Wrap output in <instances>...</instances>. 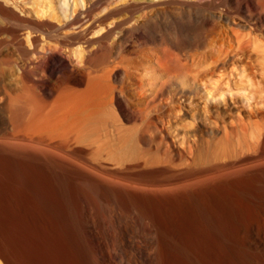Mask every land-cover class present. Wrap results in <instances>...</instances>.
<instances>
[{"label":"bare ground","instance_id":"6f19581e","mask_svg":"<svg viewBox=\"0 0 264 264\" xmlns=\"http://www.w3.org/2000/svg\"><path fill=\"white\" fill-rule=\"evenodd\" d=\"M73 2L71 15H64L54 0H0L4 18V23H0V200L7 202L11 211L8 214L12 213L7 214V219L2 215L7 221L5 225L0 222V230L8 225L5 236L10 241L8 244L4 237L9 247L0 244V262L72 264L77 259L85 261L82 254L71 253L70 242L75 250V240L70 241L71 231L69 235L65 230L61 232L65 225L55 217L59 209L53 212L55 209L48 204L50 198L42 202L44 197L40 195L49 186L93 188L95 192L105 186L113 197L123 199L127 209L142 219L148 236L146 249L141 250L139 258L127 257V264H162L161 226L149 209H137L138 200L154 201L158 216H164L162 208H166L184 219H195L193 228L201 233L202 221L208 218L205 215L208 211L203 213L204 219L200 212L203 202H208L203 201L209 193L207 187L212 191L216 188L213 183L204 187L206 182L214 181L220 173L246 170L254 171L255 181L264 187V0H163L171 8L179 4L203 9L193 18L198 26L194 36L187 43L175 41L184 50V56L170 52L173 67L165 74L182 73L183 81L179 89L168 92V97L180 94L187 105L201 110L206 122L218 116L212 119L224 131L219 134L218 143L209 145L205 152L195 150L190 141L186 144L180 140L179 145L187 149V154L168 140H155L154 146L141 142L140 130L153 131L155 127L164 132L170 127L164 119L151 120L168 83L166 77L152 73L151 54L137 62L132 73L143 83L138 95L141 112L146 116L145 124L139 127L123 123L111 106L112 82L106 79L108 67L103 64L108 49L100 41L104 35L92 32L102 22L106 24L102 33L111 31L112 24L116 23L113 15L125 9L133 13L137 4L132 0ZM190 25L187 21L182 26L189 28ZM174 33L172 27V37ZM183 59L193 60L195 66ZM8 70H11L9 74ZM212 102L216 108H211ZM222 109L231 114V121H227ZM85 193L84 197L89 196ZM7 204L4 202V207ZM17 209L21 212L19 218L14 215ZM208 214L211 235L208 233L216 248V209L212 207ZM62 215L58 212L57 216ZM161 217L158 218L161 220ZM0 235L1 238V231ZM27 238L37 246L35 250L41 249L45 254L30 252V247L35 246L30 244L28 248ZM77 243L81 242L77 240ZM73 255L77 259H72ZM118 255L121 257V253ZM227 256L232 258L230 253Z\"/></svg>","mask_w":264,"mask_h":264},{"label":"rangeland","instance_id":"374dc122","mask_svg":"<svg viewBox=\"0 0 264 264\" xmlns=\"http://www.w3.org/2000/svg\"><path fill=\"white\" fill-rule=\"evenodd\" d=\"M103 1L104 0H101L102 3ZM132 1L137 4L134 6L135 10L133 13L125 9L122 12L114 14L113 17L116 23L112 24L113 27L111 26V31L102 33L106 30V24L102 22L104 25L101 24L92 32L95 35H104L100 38V41L104 43L103 48L105 47V50L108 49L106 53V55H108L103 64L105 68L106 65L108 67L106 68V79L112 82H110L112 84L110 97L113 95L111 97V106L116 110L117 117L123 121V123L139 127L145 124L146 116L141 112L138 95V89L142 88L143 83L132 73L136 68V63L145 60L146 54H151V61L153 63L151 67L152 73L157 77H166L168 80L164 91L165 96L161 101H157L159 105L157 109H154L151 120L153 122H161V119H164V123L168 124V126L170 125V127L165 128L164 132H161L155 127H152L153 131L147 129L140 130L142 144L154 146L155 140H168L170 143L176 144L184 154H187V149H184L179 143H181L180 140L184 141L186 144L190 141L195 150L200 149L205 152V149L210 146H215L216 143H218L219 134L221 135L224 132L223 126L216 124L212 119L218 116L214 115L206 122L201 116V110L193 109L187 105L185 99H183L180 94L174 95V98L168 97V92L170 90L179 89L181 87L180 84L183 78L182 73L179 72L165 74L168 68L173 67V60L170 56L171 51L178 52L184 56V50H182V48L178 46V42L175 41L180 39V41L184 40L185 43H187L186 41L194 36V32H196L198 26L196 23H193L195 22L193 18L198 12H202L203 9L195 5L180 6L179 4L176 5L175 8H171L167 3L163 2V0ZM54 3L57 4V9L62 14L66 15L65 13H69L71 15L74 8L73 0H54ZM216 12L219 14L218 10ZM183 13H187V16H184ZM134 19L136 21H134ZM1 21L4 23V18L0 13V23H2ZM187 21L191 22V27L188 28L186 26V28H184L182 25ZM172 27L175 32L173 36L175 37H172L171 34ZM95 43L96 45L99 44L98 41H94V44ZM108 46L109 48H107ZM109 50L110 52L108 53ZM184 62L189 63L191 66H195V62L191 59L188 61L186 59ZM10 71L8 70L7 74H9ZM215 104V102H212V109L215 107ZM222 112L225 114L227 121H231V114L225 109H222ZM246 112H248V110L244 111V115H246ZM170 122L172 124H170ZM232 126L233 124L230 123V127ZM149 133H151V135ZM215 139L217 140L214 141ZM208 141L209 143H207ZM176 159L180 160V155H177ZM253 175H256L254 171L249 172L246 170L220 173L218 177L214 179L215 183L212 180L204 184V187L205 185L207 187L208 183L216 185V188H214L215 191L213 190L214 192L207 187V190H209L207 191L209 192L207 193L208 196L206 195L208 199H206L205 196L203 200L210 201L212 204L202 201L203 207L200 209L202 214L208 211L205 214L208 218H210L208 213L211 211L212 207L216 209L218 241L216 243V248L213 246L211 241L212 238H210V219L206 218L204 214L202 218L205 217L206 219L203 218L202 230L201 233H199L193 228L195 224L193 225L192 222L195 223V219L194 221L190 219L191 217L184 219L177 213L173 214L168 209L162 208V213L165 216L164 219V216H162V218L160 214L158 216L155 212L158 209L156 206L157 204L150 198H141V200H138V205L136 204L138 207L137 209L140 210L143 208L146 211L149 209L148 212L151 214L153 213L151 216L153 218L155 217L154 219L161 226V245L163 244L162 255L164 257L162 259V264H264V187L255 181ZM64 189L65 188L58 186H49V188L43 189L45 191L42 190L44 195L41 192L40 194L43 196H40L42 198L44 197V199L41 198L42 202L45 201V198H50L48 199V201L51 200L49 201L50 203L46 200V203L48 202V204H50V206H48L52 210L55 209L53 212H56L58 208L59 210L56 212L57 215L58 212L61 213V215L63 214L60 218L57 215L54 216L58 218L61 224L63 223L65 225L64 229H62L63 225H61V232L63 230H65L64 233L71 231L69 232L71 236L70 241H72V239L73 241L75 240V250L72 248L73 243L70 242L71 253L75 252L73 253L74 255L76 253L82 254L81 257H83V260L86 258L85 261H82L83 264H127L128 259H133V257H135L134 255H136L135 258H139L140 253L147 247L145 241L146 239L148 241V236H145L147 234L141 222L142 219L135 216L134 212L131 211L132 209L128 207L130 210L129 212L123 199L117 195L113 197L112 192L105 188V186L96 190L97 192L94 191L95 189L92 190L93 188L81 190L82 188L80 189V187H74L68 188L69 190L65 189V191ZM90 190L92 191L90 192ZM109 192H111V194ZM83 193L89 196L84 197ZM90 195L91 197H96V204L94 203L96 200L95 197L94 200L91 201L93 197L91 198ZM111 197H113V199ZM114 198L116 199L114 200ZM212 198L215 200H210ZM213 201L216 202V204ZM4 202L7 204L6 201L0 200L2 207L5 206L3 205ZM51 202L54 204V207H52L53 205ZM46 203L42 204L47 205ZM97 203L99 204L98 206ZM208 204L211 205V209ZM108 205H111V210L108 208ZM204 205H206L205 208L207 209L204 208ZM1 206L0 222L3 221L1 223L5 225L4 222L7 221H4V219H7V217H9L8 215L12 213L8 214V212H11L8 204V207L6 206L8 209L6 207L1 209ZM96 206L97 208H93ZM145 206L147 209L144 208ZM150 207H152V209ZM18 210L19 209L14 210V215L17 218L21 216V212ZM92 210H95V212L97 211V213H93ZM108 210L111 214L110 212L108 213ZM131 212L133 214L132 216ZM157 212L160 213L159 210ZM92 214H94V216ZM2 215H6L5 217L3 216L4 219ZM98 215L100 216L97 217ZM108 215L111 221L108 220ZM64 216L68 219L64 218ZM133 216H135V219ZM105 217H107V219ZM158 217H161L162 222ZM95 218H97V220H95ZM103 219L106 220L103 221ZM140 224H142L143 227ZM1 225L0 228L2 227ZM4 227L3 229H6L4 232L3 229L0 230L2 233L0 244L3 247H9L8 244L10 241L8 235L7 237L5 236L8 225L6 228ZM208 232H210V235ZM71 234H74V237ZM28 237L31 239V236ZM3 238L5 241L8 239L9 242L6 241L8 244L6 242L4 243ZM26 240V242L29 243V245L26 243L28 248L30 244L31 246L34 244L31 243L32 240L28 238ZM77 240L81 243H77ZM18 243L16 242V244ZM35 248H37V246L33 249L30 247L31 250L29 249V251L37 254L38 248L36 250ZM129 251L132 254H130ZM42 252L43 251L39 249V254H45V252ZM125 252H127L128 255L125 254ZM228 252L232 258L227 256L229 255ZM118 253H121V257ZM94 254L95 256L97 255V258H93ZM74 255L72 259L75 258ZM88 257L91 258V260H87ZM228 258L231 261H229ZM75 259H77V257ZM79 262L78 259L75 260V262L71 261L72 264H82V262ZM0 263L5 264L4 261Z\"/></svg>","mask_w":264,"mask_h":264}]
</instances>
